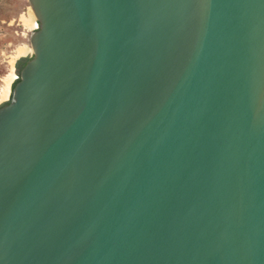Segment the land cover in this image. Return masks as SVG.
Segmentation results:
<instances>
[{
  "label": "water",
  "instance_id": "95a60500",
  "mask_svg": "<svg viewBox=\"0 0 264 264\" xmlns=\"http://www.w3.org/2000/svg\"><path fill=\"white\" fill-rule=\"evenodd\" d=\"M28 2L0 264H264V0Z\"/></svg>",
  "mask_w": 264,
  "mask_h": 264
},
{
  "label": "rangeland",
  "instance_id": "374dc122",
  "mask_svg": "<svg viewBox=\"0 0 264 264\" xmlns=\"http://www.w3.org/2000/svg\"><path fill=\"white\" fill-rule=\"evenodd\" d=\"M30 10L28 0H0V90L5 87L11 69L17 78L20 65L31 57L32 51L18 57L11 68L10 60L15 55L14 51L21 46L30 47V32L37 27L31 29L26 23V19L30 18ZM34 21L36 23L35 18ZM16 78L11 84L8 99L0 101V106L10 100L12 87L18 80Z\"/></svg>",
  "mask_w": 264,
  "mask_h": 264
},
{
  "label": "bare ground",
  "instance_id": "6f19581e",
  "mask_svg": "<svg viewBox=\"0 0 264 264\" xmlns=\"http://www.w3.org/2000/svg\"><path fill=\"white\" fill-rule=\"evenodd\" d=\"M31 11V10H30ZM34 14L33 12L31 11L30 13V18L26 19V23L29 25V27L32 28H35L37 26V22L35 23L34 21ZM34 30V29H33ZM31 47L29 46H21V47H18L14 52V56L12 57V59L10 60V65H11V68L13 67L14 65V62L15 60L20 57V56H23V55H26L27 53L31 52ZM16 78V75L13 71V69H11V72L9 74V77L6 79V85L3 89L0 90V97H1V100L0 101H3V100H7L9 95H10V87H11V84L12 82L14 81V79Z\"/></svg>",
  "mask_w": 264,
  "mask_h": 264
},
{
  "label": "trees",
  "instance_id": "16d2710c",
  "mask_svg": "<svg viewBox=\"0 0 264 264\" xmlns=\"http://www.w3.org/2000/svg\"><path fill=\"white\" fill-rule=\"evenodd\" d=\"M28 60H29V59L25 60V62L22 63V65H20V66H21L20 69L26 64V62H27ZM11 100H12V97L10 98V100H9L7 103L11 102Z\"/></svg>",
  "mask_w": 264,
  "mask_h": 264
},
{
  "label": "built area",
  "instance_id": "2783aa9c",
  "mask_svg": "<svg viewBox=\"0 0 264 264\" xmlns=\"http://www.w3.org/2000/svg\"><path fill=\"white\" fill-rule=\"evenodd\" d=\"M38 28V23H37V27L35 28V29H37ZM19 78V76H17V78L16 79H18Z\"/></svg>",
  "mask_w": 264,
  "mask_h": 264
}]
</instances>
